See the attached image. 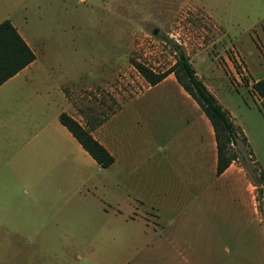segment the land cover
I'll list each match as a JSON object with an SVG mask.
<instances>
[{"label": "rangeland", "instance_id": "obj_1", "mask_svg": "<svg viewBox=\"0 0 264 264\" xmlns=\"http://www.w3.org/2000/svg\"><path fill=\"white\" fill-rule=\"evenodd\" d=\"M7 17L24 28L40 59L63 70L90 69L104 59L96 66L104 75H96L91 90L110 103L150 84L137 64L169 72L175 44L182 46L242 130L230 152L246 167L254 192L249 201L242 183L207 188L205 199L191 204V220L177 211L158 220L146 197L134 212L125 209L114 185L109 196L98 194L61 222L71 236L54 228L13 236L0 222V264H264V96L254 88L264 79V0H0V21ZM167 77L178 83L173 73ZM165 86L151 96L183 99L176 85ZM7 249L21 253L12 259Z\"/></svg>", "mask_w": 264, "mask_h": 264}, {"label": "crops", "instance_id": "obj_2", "mask_svg": "<svg viewBox=\"0 0 264 264\" xmlns=\"http://www.w3.org/2000/svg\"><path fill=\"white\" fill-rule=\"evenodd\" d=\"M6 19L36 55L0 85V222L8 223L13 236L41 235L52 228L71 236L61 222L73 220L80 204L98 199V194L109 196L114 185L125 209L134 212L137 200L146 197L158 220L170 211L191 220V204L204 200L207 188L215 192L223 184L242 183L250 201L254 184L246 167L237 156L219 172L213 123L176 76L177 84L166 76L154 85H134L130 95L122 91L110 103L91 90L96 66L104 59L90 69L63 70L58 62L40 59L19 23L9 17L0 23ZM169 82L183 99L151 96ZM163 92L167 97L168 90ZM62 113L114 156L109 167H102L62 123ZM251 203L255 207L254 194ZM45 221L56 224L35 223ZM18 253L7 249L4 256L15 259Z\"/></svg>", "mask_w": 264, "mask_h": 264}, {"label": "trees", "instance_id": "obj_3", "mask_svg": "<svg viewBox=\"0 0 264 264\" xmlns=\"http://www.w3.org/2000/svg\"><path fill=\"white\" fill-rule=\"evenodd\" d=\"M175 48L177 61L169 72L153 73L141 64H137V68L152 85L159 83L169 73H174L178 82L200 104L215 129L219 151L218 170L222 172L230 161L238 156L230 150L237 143V137L242 130L235 125L229 112L223 108L196 73L185 49L178 44H175ZM35 58V53L11 21L9 19L2 21L0 23V85ZM254 88L261 96H264V79L256 81ZM60 119L102 167H109L114 162V156L78 121L66 113H62ZM262 175L264 177V172Z\"/></svg>", "mask_w": 264, "mask_h": 264}, {"label": "water", "instance_id": "obj_4", "mask_svg": "<svg viewBox=\"0 0 264 264\" xmlns=\"http://www.w3.org/2000/svg\"><path fill=\"white\" fill-rule=\"evenodd\" d=\"M157 32H158V29H155V30H154V34H157Z\"/></svg>", "mask_w": 264, "mask_h": 264}]
</instances>
